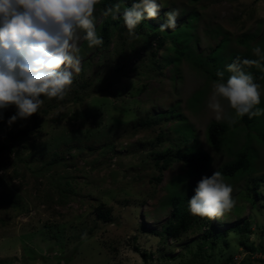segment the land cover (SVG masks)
Here are the masks:
<instances>
[{"label":"rangeland","instance_id":"374dc122","mask_svg":"<svg viewBox=\"0 0 264 264\" xmlns=\"http://www.w3.org/2000/svg\"><path fill=\"white\" fill-rule=\"evenodd\" d=\"M158 2L159 17L146 20L155 32L137 27L129 35L122 23L101 49L89 48L79 34L82 70L63 100L41 97L38 113L11 126L7 120L15 108L3 110L0 145L11 150L0 152V264H263L264 144L256 135L264 115L248 127L240 118L221 120L232 131L225 144L212 145L207 126L217 120L207 102L216 80L205 63L220 42L219 70L233 54L257 59L252 49L264 51V0ZM173 9L180 13L176 27L188 14L197 15L190 56L162 66L159 26ZM95 17L98 30L104 18L98 6ZM186 38L181 36L180 45ZM258 83V106L264 109V79ZM58 114L63 117L54 120ZM183 127L191 131L193 148L210 158L202 172H186L176 158L162 168L155 156L185 148ZM245 147L252 170L223 176L233 187L231 212L219 220L200 219L175 235L164 231L175 220L168 198L172 183L181 194ZM100 206L109 210L105 217L98 216ZM243 224L248 230L239 229Z\"/></svg>","mask_w":264,"mask_h":264},{"label":"clouds","instance_id":"9594fccd","mask_svg":"<svg viewBox=\"0 0 264 264\" xmlns=\"http://www.w3.org/2000/svg\"><path fill=\"white\" fill-rule=\"evenodd\" d=\"M102 0H0V120L3 110L15 108L7 124L28 119L39 112L43 98L63 100L81 72L80 33L89 48L103 46L97 34L95 13ZM158 0H133L121 11L119 2L106 7L104 16L122 17L129 35L144 20L159 17ZM180 13L165 12L161 32L174 29ZM257 59L236 57L217 70L218 79L211 85L208 109L219 122L236 123L238 118L264 115L261 84L246 68L264 71V51L255 46ZM225 71L229 73L225 79ZM235 113V116L230 114ZM233 187L220 171L202 175L188 198L187 210L202 219L219 220L231 212L236 201Z\"/></svg>","mask_w":264,"mask_h":264},{"label":"trees","instance_id":"16d2710c","mask_svg":"<svg viewBox=\"0 0 264 264\" xmlns=\"http://www.w3.org/2000/svg\"><path fill=\"white\" fill-rule=\"evenodd\" d=\"M116 2H120V0H102L101 4L98 5V7L104 12L106 7L111 6L115 4ZM122 3H120V5L125 7L126 5ZM126 7H130V5H127ZM196 16H197L196 13H190L186 17V19L183 22H181L180 25L176 27L175 29H173L172 31L170 32L160 31L159 32L160 34L157 33L160 39L157 47L163 49V55H162L163 62H160V63H163L162 66L170 64V63L173 64L174 62L178 63L182 59L189 61L190 48H191L190 42L192 39V36H191L192 34H190V31H191L190 28H191V22L193 19L196 18ZM122 23H123L122 17H118L117 19L113 20L110 15L107 17L104 16L103 20L99 23L98 30H97V34L103 37L104 43H103V46L97 47L96 49H101L105 47L106 45H108L114 28L115 29L118 28L119 25H121ZM138 27L140 31L144 29H150L153 32H155L153 29L156 28L152 26L146 20L142 21ZM124 29L126 28L124 27ZM157 31H159V29H157ZM137 33H139V31H137ZM139 34H142V33H139ZM145 34L147 37L148 36L151 37L153 35L152 32H150L149 34L148 32H145ZM184 35L187 37L185 39V44H186L185 46H183L182 44L180 45L179 43L181 36H184ZM223 41L226 42V40H223ZM221 43L222 42L217 44L213 52L210 53L208 57H206V60L207 62H209V64L205 63V65H208L205 71L209 73L211 78L214 80L218 79V77L216 76V72L222 66V64L218 60L219 51L222 48V47L220 48ZM85 45H87V42L85 43ZM170 56H173V57L170 58ZM236 57H240L241 59H251V57L247 53H244V54L231 55V60L233 61V59ZM255 68L256 67H251V68H246L245 70L253 72L254 78L256 82L258 83L264 79V74H260L258 71L255 70ZM226 75L227 74L225 73V76ZM195 98H197V96ZM62 117H63V114H58L54 116L53 119L60 120ZM257 118H259V116L249 118L247 115H245L244 117L240 119L243 121V124L248 127L251 124H254ZM257 125H258L257 127H259L260 122ZM259 129L260 130L262 129V130L258 134V136L256 135V137H257V140H260L264 144V127L263 128L259 127ZM231 131H232L231 126L229 127V125H227L226 123H223L220 121L219 122L212 121L207 126V131H206L207 139L212 145L216 147H220L228 141L227 134ZM180 132L182 133V136H183L185 148L181 150L177 149L172 155L167 152L156 153L155 156H157L158 159L162 161L161 167L162 168L167 167L173 161V158L174 159L176 158V159H181L184 161V165L187 168L186 172L191 173V174L202 172L207 167L208 161L210 159L209 156L203 151L196 150L195 148H193V140L188 134V132H191V131H189L188 127L181 128ZM21 133L22 135L28 134L27 131H22ZM10 137L12 139L17 138V136L15 135H11ZM5 150L10 151L11 145H3V144L0 145V152H4ZM52 162H55V161H52ZM251 163H252V153L250 152V150H248V148L245 147L238 154L237 158H235L231 162L224 164L221 167L220 172L223 174L224 177H229V178L236 177L243 173H249L252 170ZM155 180L159 181L158 178H156ZM172 187H173L172 188L173 190H171L168 198H169L171 205H173L172 214L174 215L175 220L173 222H170L168 226L165 227L164 231H168V234L175 235V233H177L179 228L186 229L189 225H191L194 222L199 221L202 218L191 215L187 210V201H188V198H190L194 194L193 188L195 187V185L191 187L190 189L185 190V192H182L181 194L176 192V187H177L176 184L172 183ZM101 208L102 206H100V209H98V216L105 217L109 213V210L107 208L102 210ZM239 229L241 231L248 230V225L243 224L242 226L239 227ZM210 233L211 231L208 230L205 232L204 236L208 237ZM241 244L245 248L252 250V247L246 246L245 242L244 243L241 242ZM142 256H144V254ZM191 264H195V263H191ZM224 264H229V260H225ZM263 264H264V261H263Z\"/></svg>","mask_w":264,"mask_h":264}]
</instances>
